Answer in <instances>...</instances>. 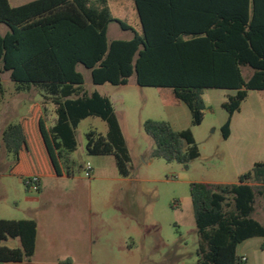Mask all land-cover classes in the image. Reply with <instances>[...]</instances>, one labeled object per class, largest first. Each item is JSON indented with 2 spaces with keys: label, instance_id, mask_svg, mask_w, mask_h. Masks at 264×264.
Wrapping results in <instances>:
<instances>
[{
  "label": "trees",
  "instance_id": "obj_1",
  "mask_svg": "<svg viewBox=\"0 0 264 264\" xmlns=\"http://www.w3.org/2000/svg\"><path fill=\"white\" fill-rule=\"evenodd\" d=\"M130 1L141 32L110 41L112 23L123 31L131 28L113 18L108 0H33L18 7L0 0V99L1 75L9 73L17 92L37 89L56 108L50 128L34 107L2 133V145L15 159L10 174L21 177L26 189L34 177L40 182L61 175L60 161L76 151V129L90 117L105 121L108 131L87 133V154L113 156L119 175H131L132 159L113 102L85 91L80 66L90 71L94 85L125 86L134 76L140 87L171 89L194 126L204 119L205 90L233 91L223 104L225 139L249 92L264 91V0H218L210 8L172 10H163L161 3L188 0ZM245 69L251 71L248 77ZM143 129L155 143L151 158L187 168L200 156L190 129L176 131L157 120L145 121ZM190 194L199 236L197 264H242L238 247L252 238L262 239L264 251V225L253 218L257 197L264 200V163H255L237 184L192 183ZM37 229L35 220L0 219V264L32 259ZM9 238L18 239L20 247L3 246Z\"/></svg>",
  "mask_w": 264,
  "mask_h": 264
},
{
  "label": "rangeland",
  "instance_id": "obj_2",
  "mask_svg": "<svg viewBox=\"0 0 264 264\" xmlns=\"http://www.w3.org/2000/svg\"><path fill=\"white\" fill-rule=\"evenodd\" d=\"M30 1L33 0H10L15 6ZM108 7L114 19L131 28L123 31L117 23H112L108 32L110 41L129 40L134 32H141L132 1L108 0ZM80 71L86 91H98L113 102L132 159V181L124 185L125 193L116 195L120 185L85 177L86 135L90 131L106 135L108 126L98 117L82 121L76 129L77 149L69 153L75 164L66 159L64 163L66 171L71 170L83 179L84 191L57 201L50 213L44 214L47 222L51 218L52 230L58 226L64 232L39 233L42 258L59 264H197L199 236L190 185L237 184L240 175L255 163H264V91L249 92L240 111L232 117L230 137L225 139L222 127L228 120V112L223 104L233 91L205 90L204 119L201 125L194 126L189 109L171 89L140 87L134 76L125 86H99L92 83L90 71L82 67ZM244 73L247 76L251 71L247 69ZM1 83L4 94L0 99V145L2 131L30 116L34 105L41 106L48 126L54 125L57 118L54 105L44 102L43 93L36 89L17 92L9 73L1 75ZM147 120L169 122L176 131L190 129L199 148V158L187 168L177 162L151 158L155 143L143 129ZM13 160L14 156L8 152L1 160L0 152V191L3 185L8 190V197L0 192V219L23 220L30 214L18 188V179L4 176L3 167ZM112 172L115 173V166ZM22 193L37 198V194H27L25 190ZM116 196L120 201L117 206ZM253 218L264 224L262 197L256 199ZM89 219H92V233L87 230ZM259 243L260 239L254 238L241 245L239 253L245 249L251 262L264 264V252L257 249ZM2 245L18 248L20 242L9 238ZM3 264H42V261L36 257Z\"/></svg>",
  "mask_w": 264,
  "mask_h": 264
},
{
  "label": "crops",
  "instance_id": "obj_3",
  "mask_svg": "<svg viewBox=\"0 0 264 264\" xmlns=\"http://www.w3.org/2000/svg\"><path fill=\"white\" fill-rule=\"evenodd\" d=\"M9 2H10V0H9ZM215 2L218 4V0H214V1H208V0L192 1V0H188V1H184L182 3H178L176 1L175 2L163 1L161 3V8L163 10H165V9L172 10L174 8L175 9L210 8L212 6H215ZM27 3H29V2H27ZM27 3H23V4L15 6V5H12L10 2L11 6H13V7L22 6V5L27 4ZM81 67L82 66L79 67V71H80ZM245 70L247 71V69H245ZM90 75H91V73H90ZM249 75H247L246 77H248ZM84 80H85V78H84ZM91 81H92V79H91ZM37 92H40V91L37 90ZM93 92H95V91H92L89 93H93ZM43 99H44V102H46L48 104L49 103L52 104L49 100H46L44 96H43ZM48 104H47V106H48ZM34 107H38L42 111V108L40 105H34L31 108V110ZM55 109L56 108L54 105V112H55ZM28 117H26V118H28ZM56 120H57V118L54 119V121H53L54 124L56 123ZM46 124H47V122H46ZM47 127L50 128V126H48V124H47ZM3 131H2V133H3ZM0 149H1L0 152H1V160H2L6 157L7 152L4 149L3 145H0ZM64 159H66L68 162L75 164V161L70 158V154H65ZM87 162L91 163L93 166V176H92L93 178H95L96 180L113 182L115 184L120 185L116 195H120V194L125 193L126 190L124 188V185L127 183H130L132 181L131 175L128 178H122L119 175L117 167H116L115 158L113 156H90L89 154H86V157L83 159V165H85ZM14 164H15V159L3 167L4 168V176L9 177V178H17L18 179V182H19L18 188L20 189L21 194H23L24 202L28 204L26 207L27 208L26 210L29 212L30 216H29V218H26V219L35 220L37 222V225H38L37 233L38 234H37V242H36V252H35V255L33 258L38 257L42 261V264H59V261L56 263L55 262L53 263V262L47 261L46 259L42 258L43 252L41 254V251L39 249V233H63L64 232L62 230L59 231L58 226L55 227L54 230H52V228L50 227V223L52 220H51V218H49L50 220L48 219V222H47L46 217H44V214L45 215L49 214L50 210L53 208L52 205H54V203H56L57 201H59V202L64 201V199H65L64 197H66L68 195H72V193L76 196V195H79L81 192H83L84 191V186L82 183L83 179L81 177H76L73 174V171H71V170L66 171V166H65L64 161H60L61 175L60 176L48 175V176L42 177L41 181H40L39 191L37 193H35V192L28 191L25 188L21 177L14 176V175L10 174V170L14 166ZM113 166H115V173L112 172ZM107 171H110V174H108ZM23 190H25V192L27 194H29L30 192L37 194V198L32 199L30 197H27V195L25 193H22ZM0 192L2 193L3 197H8V190L4 185L2 186ZM115 201L116 202L114 203V205L115 206L119 205L120 201L118 200V196H116ZM16 210H18V208H16ZM23 220H25V219H23ZM87 230H88V233H92V219L88 220V229ZM252 239H254V238H252ZM252 239H249V240L243 242L241 245H243L244 243H246ZM259 239H260V243L257 245V249L262 251L260 249L262 239L261 238H259ZM240 246L238 247L237 252H238L239 257L242 260V264H255V263L251 262V259L249 258V254H247L245 249L242 250V253H239ZM262 252H264V251H262ZM68 263H71V261L68 260Z\"/></svg>",
  "mask_w": 264,
  "mask_h": 264
},
{
  "label": "built area",
  "instance_id": "obj_4",
  "mask_svg": "<svg viewBox=\"0 0 264 264\" xmlns=\"http://www.w3.org/2000/svg\"><path fill=\"white\" fill-rule=\"evenodd\" d=\"M85 177L91 179L93 176V166L91 163L87 162L85 165ZM39 179L34 177L32 180L27 181V189L28 191L37 193L39 191ZM244 260V259H243Z\"/></svg>",
  "mask_w": 264,
  "mask_h": 264
}]
</instances>
